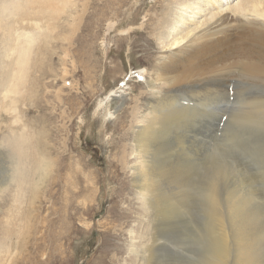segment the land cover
I'll return each instance as SVG.
<instances>
[{"label": "rangeland", "instance_id": "rangeland-1", "mask_svg": "<svg viewBox=\"0 0 264 264\" xmlns=\"http://www.w3.org/2000/svg\"><path fill=\"white\" fill-rule=\"evenodd\" d=\"M236 1L211 2L183 29L200 24L210 11L229 10ZM91 2L87 16L93 10ZM168 3L172 0H116L114 9L101 20L84 15L81 26L87 24L88 29L83 33L78 29L70 56L61 59L63 48L72 40L65 39L66 32H58L51 39L50 58L31 71L34 92L14 94L19 98L15 111L0 103V190L4 188L0 192V264H208L213 254L211 196L224 207L237 186L251 192L252 211L263 229L264 257L261 92L255 97L245 92V105L236 104L231 96L225 99L228 102L221 107L216 125L210 130L203 127L209 135L205 141L162 155L163 161L194 173V185L186 183L182 189H196L179 190L175 199L181 201L170 212L159 213L165 209L161 200L154 213L142 202L127 167L119 166V178L115 176L117 158L125 159L126 166L137 159L130 152L129 126L134 123L132 115L140 119L144 100L150 96L145 82L151 80L150 71L147 74L145 69L161 51L182 43L169 47L172 38L158 36L156 18ZM132 15L134 22L128 19ZM65 22L60 20L61 25ZM166 24L176 25L172 16ZM124 82L123 89L106 97ZM124 110L129 117L120 123ZM14 132L29 135L49 162L43 182L28 189L17 204L14 184L7 185L15 167L16 156L8 144ZM15 211L19 226L9 236ZM155 236L158 239L153 242Z\"/></svg>", "mask_w": 264, "mask_h": 264}, {"label": "bare ground", "instance_id": "bare-ground-1", "mask_svg": "<svg viewBox=\"0 0 264 264\" xmlns=\"http://www.w3.org/2000/svg\"><path fill=\"white\" fill-rule=\"evenodd\" d=\"M115 1L92 0L93 10L87 16L89 0H0L2 108L15 111L19 98L13 95L34 92L31 71L50 58L51 39L58 32H66L65 39L72 40L62 50L61 59L65 60L70 56L78 29L82 33L88 29L87 24L81 26L84 15L101 20L108 10L114 9ZM214 1L221 0H172L158 14V36L172 38L169 47L182 43L161 51L149 70L145 69L147 74L150 71L151 80H145L150 96L144 100L140 119L132 115L134 123L129 126L130 152L137 159L128 166L121 157L114 162L115 176L119 178V166L127 167L135 194L153 213L158 211L159 200L165 205V209H159L160 214L173 210L181 201L175 199L179 190L186 183L194 185L193 172L163 161L162 155L186 151L194 148L198 140L205 141L230 96L236 104L245 105V92L250 97L259 92L264 94V0H237L228 6L229 10L210 11L200 24L183 29ZM169 16L176 25L166 24ZM62 18L66 19L63 25ZM128 19L134 22L136 16ZM124 85L125 82L110 90L106 97L118 93ZM244 86L248 88L243 91ZM134 89L136 84L130 87V93ZM123 113L126 115L120 117V123L129 117L125 110ZM203 127H207V132ZM8 144L16 158L7 185L14 184L13 199L17 204L28 189L33 190L43 182L49 162L23 132L10 135ZM241 187L233 189L224 207L214 194L211 196L208 215L213 254L208 264H264L262 225L258 214L252 211L251 192ZM190 189L181 191L196 188ZM17 212L13 213L9 236L18 230ZM157 239L152 238L153 242Z\"/></svg>", "mask_w": 264, "mask_h": 264}]
</instances>
